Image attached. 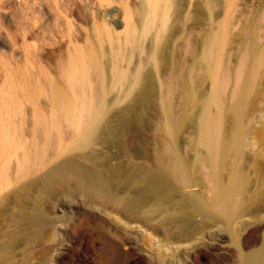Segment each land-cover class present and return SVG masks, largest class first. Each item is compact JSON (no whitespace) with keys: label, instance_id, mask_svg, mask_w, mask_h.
<instances>
[{"label":"rangeland","instance_id":"374dc122","mask_svg":"<svg viewBox=\"0 0 264 264\" xmlns=\"http://www.w3.org/2000/svg\"><path fill=\"white\" fill-rule=\"evenodd\" d=\"M145 1L153 6L155 0H0V139L3 127L7 126L13 140L22 139L26 143L30 179L61 159V148L70 151L84 130L83 123L92 120L85 94L99 82L96 68L106 61V51L111 55L120 48L129 49L126 41L129 31L141 34L139 8ZM179 2L185 13L181 26L186 31L191 28L188 44L196 46L201 41V32L210 26L203 0ZM194 12L206 19L195 24ZM214 12L217 25L223 27L219 57L213 74L205 73L203 83L194 84L195 92L203 95L197 97L194 107L186 113L195 114L197 123L185 126L177 135L182 154L189 160L195 186L181 189L170 175L162 177L172 182L177 196L185 198L189 205L204 200L209 206L203 212L190 211L187 220L169 221L166 225L169 228L163 229L146 222L143 216L125 217L111 207L91 203L80 194L59 192L51 202H42L47 226L44 236L37 240L31 264H111L118 252L123 254L125 264H246L256 258L259 261L255 264H264V195L251 210L231 219L223 218L212 203L214 197L206 178L195 173L202 165L192 148L201 143L199 105L210 93L217 92L224 66L229 80L220 97L218 126L221 131H232L235 92L245 82L247 109L239 126L243 129V154L237 161L250 162L243 169L251 179L248 195L264 189V0H215ZM170 34L164 29L161 39L155 42L160 55L159 74L164 79L171 56L167 43ZM252 35L256 48L251 59L243 45ZM150 41V35L143 36V46ZM185 49L183 43L181 57L186 59L189 54ZM140 56L143 55L133 53L121 65L136 71ZM145 63L142 71L137 69L139 75L147 76L153 71V61L148 59ZM199 74L204 77L202 71ZM109 80L106 98L112 97V104L105 123H112L113 129L105 133L104 128L94 136L93 150L108 160L109 168L126 170L133 163L153 173L148 163L155 147L166 140L158 130L166 109L159 100L158 83L153 82L140 102L137 97L143 90L141 80L132 76L127 82L112 67ZM31 85H35L33 93L25 94ZM53 87L57 92L53 93ZM182 95L178 91L164 99L176 119L182 115ZM215 104H210V114L216 113ZM129 107L133 110L130 108L125 114ZM81 151L86 148L76 152ZM46 153L49 160L38 167ZM232 161L222 167L224 179L229 176ZM15 181L13 187L17 188L23 180ZM17 203L18 196L14 194L13 206ZM181 224L192 228V234L182 236Z\"/></svg>","mask_w":264,"mask_h":264},{"label":"bare ground","instance_id":"6f19581e","mask_svg":"<svg viewBox=\"0 0 264 264\" xmlns=\"http://www.w3.org/2000/svg\"><path fill=\"white\" fill-rule=\"evenodd\" d=\"M152 3L153 6L151 4L149 6L146 1L140 5L142 31L140 35L139 31H129L126 39L129 49L120 48L111 55L106 51V61L96 68L100 77L99 82L95 88H90L85 94L90 103L88 110L93 113L92 120L83 123L84 133L80 134L81 136L73 143L74 146L70 151L60 149L63 152L61 159L54 161L50 167L30 179L31 167L29 151L25 148L26 143H22V139L13 140L8 127H3L4 131L0 139V264H31L37 240L44 236V228L47 226V214L42 202L44 200L51 202L59 192H65L68 195L80 194L91 203H98L104 208L111 207L116 213L125 215V217L143 216L146 222L163 229L168 225L167 222L177 223L179 220H187L190 211L203 212L209 206V203L204 200H197L194 205H189L185 198L177 196L176 187L172 182L162 180V177L170 175L174 178L177 187L181 189H191L195 186V177L189 168L188 158L182 154L181 146L177 143V135L184 130L185 126L197 123L196 115L186 112L194 107L197 97L203 95V92L198 94L195 92L194 84L203 83L205 73L213 74V68L219 57L223 27L217 25L219 21L216 20L214 12L215 0H203L210 26L207 31L205 30L206 32H201L203 34L200 43L192 46L188 44L192 33L191 28L187 27L186 31L184 26H181L184 23H182L181 16L185 14H183L182 2L155 0ZM194 13L195 24L205 18L200 13ZM164 29L171 32L167 40L171 56L165 68V70L168 69L166 79L161 78L159 74L160 55L155 44L158 39H161ZM144 35H150L151 40V43H146L145 46L142 43ZM183 43L186 44L187 50L185 51L189 54L186 59L181 57ZM243 46L247 51L246 54L249 52L248 56L252 59L256 48L255 36H249ZM133 53L143 55L140 56V62L136 65L141 71L148 59L153 61V71L147 76L139 75L141 72L138 74L137 69L136 71L125 69L121 65L122 60L128 59ZM109 66L114 68L118 75L126 77L127 82H130L132 76L143 82L142 94L137 97L140 102L145 99L144 92L150 89L153 82L158 83L159 100L166 108L158 123L160 127L158 130L163 132L166 140L155 147L152 161L148 163L153 167V173L150 169L136 166L133 163H130L126 170H120L117 166L109 168L108 160L100 157L93 150L94 136L104 128L107 129L105 133L113 129L112 123H105L106 114L110 111L112 104V97L106 98L110 88ZM200 71H202L203 78L199 74ZM236 75H239V69ZM228 80V70L222 66L217 92L210 93V97L202 100L199 105L198 127L201 143H195L192 148L202 165L201 168L196 169L195 173L206 178L208 188L214 197L212 203L221 216L231 219L242 212L251 210L253 205L262 199L264 189L259 193L248 195L251 179L243 169L249 160L237 161V157L240 158L243 154V129L239 126L243 113L247 109L245 107L247 100L245 82H242V86L235 92L237 101L232 106L235 118L232 131L228 133L221 131L218 126L219 122L221 123L219 120L220 97L223 95ZM175 83L178 85L176 86ZM33 87L35 85L29 86L25 94H32ZM52 90L53 93L57 92L54 87ZM178 91L183 94L182 115L176 119L173 117L170 104L165 105L164 99L166 96L171 98ZM212 102H216L215 114L209 112ZM130 108L125 109V114L133 110ZM114 131L117 129L115 128ZM215 137L217 138L214 139ZM47 144H50L49 141ZM79 148H86V151L76 152ZM49 158L48 153L44 154L38 167H42ZM232 159L231 171L228 178L224 179L222 167ZM154 175L158 177L152 178ZM15 180L24 182L18 185L19 182L17 188H14ZM127 188L134 190L128 192ZM14 194L18 196L16 206H13ZM190 230L192 228L181 224L182 236L191 235ZM3 254L6 256L2 257ZM117 254L115 262L111 264H125L122 260L123 254L119 252ZM258 261L259 258H256L255 262L252 260L246 264H255Z\"/></svg>","mask_w":264,"mask_h":264}]
</instances>
